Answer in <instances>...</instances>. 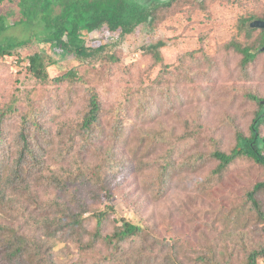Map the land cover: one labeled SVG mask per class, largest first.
I'll list each match as a JSON object with an SVG mask.
<instances>
[{
    "label": "trees",
    "instance_id": "trees-1",
    "mask_svg": "<svg viewBox=\"0 0 264 264\" xmlns=\"http://www.w3.org/2000/svg\"><path fill=\"white\" fill-rule=\"evenodd\" d=\"M181 2L204 7L211 0H0V61L6 56H16L19 66L28 63L27 70L39 83L86 84L78 75V67L115 65L121 61L117 51L149 56L165 73L168 65L164 63L162 49L168 43L160 36L159 24ZM263 18L264 7L261 13L239 14L234 23L227 45L241 55L243 68L264 55V28L250 26L251 21ZM16 25H26L31 34L22 39L4 35L8 27ZM34 26L41 30L33 32ZM52 49L69 54L63 65L73 60L77 65L50 78L48 68L58 64L51 55ZM154 80L160 88L162 79L157 76ZM147 86L140 84L129 90L123 101L111 105L110 112L96 88L87 86V103L78 118L71 125L55 121L60 140L54 159L56 163L59 159L67 164L44 177L43 186L58 194L46 209L39 205L33 209L37 212L36 218L25 209H17V203L6 197L30 191L34 173L43 172L41 152L47 151L48 141L44 135L41 137L39 130L42 111L32 107V103L22 107L16 98L0 108V206L15 214L9 223L0 221V264H25L26 259L33 261L32 264H60L54 249L58 241L70 243L75 255L64 264H259L264 259V98L259 99L254 93L247 92L248 98L257 104L249 134L236 131L235 144L229 152L213 145L206 156L215 160L216 166L207 181L198 182L204 186L240 158L251 161L260 173L244 190L241 202L233 203L223 215L224 227L220 234L223 233L228 243L223 241L219 246L217 239L202 235L193 241H171L161 236L153 225L134 216L127 219L118 211L110 183L114 175L108 174L120 163L114 147L95 143L105 141L104 138L98 140L107 132L104 119L111 122L117 139H121L129 127L130 133L138 128L148 136L147 140L141 139V144L150 141L146 129H151L159 119L161 105L149 108L155 96ZM171 92L174 90L169 86L159 94L175 107L180 96L174 92L171 97ZM11 116H17L20 126L17 138H11L13 143L8 145L2 141L8 138L6 124ZM34 130L39 133L35 135ZM120 162L122 170L127 162L124 159ZM155 162L148 165L146 161L144 166L157 167L153 177L157 196L166 191L171 175L182 163L168 155ZM87 200L97 201L101 207H90ZM21 219L35 226L33 233H21L20 229L12 227ZM249 225L256 226L259 242L252 244L246 239L244 231ZM48 241L51 243L47 244Z\"/></svg>",
    "mask_w": 264,
    "mask_h": 264
},
{
    "label": "rangeland",
    "instance_id": "rangeland-1",
    "mask_svg": "<svg viewBox=\"0 0 264 264\" xmlns=\"http://www.w3.org/2000/svg\"><path fill=\"white\" fill-rule=\"evenodd\" d=\"M263 7L264 0H211L204 7L181 2L159 24L160 36L168 43L162 49L164 63L168 65L165 73L161 71V65L155 64L149 56L138 57L136 52L125 54L117 51L121 61L115 65L106 63L95 68L78 67V75L86 84L39 83L27 70L28 63L19 66L16 56H6L0 61V108L14 98L22 107L32 103V107L42 111L39 130L41 137L44 135L48 141L47 151L41 152L43 172L34 173L30 180L31 190L7 194L6 199L16 202L17 209L27 210L34 218L37 212L33 209L37 205L46 209L50 200L55 199L58 192L42 184L44 177L67 164L59 159L56 163L54 159L55 147L60 140L55 121L60 125H71L78 118L87 103V86L96 88L110 112L113 110L111 105L123 101L129 90L140 84L148 85V91L155 96V102L149 104V108L161 105L159 119L151 129H146L150 141L141 144V139L147 140L148 136L138 128L130 133L129 127L128 132L117 139L111 122L104 119L107 132L98 140L104 138L105 141L95 143L96 146L114 147L116 160L120 163L108 174L110 177L114 175L110 183L118 211L127 219L134 216L153 225L161 236L171 241H193L202 235L217 239L219 246L223 241L228 243L223 233L220 234L224 227L223 215L233 203L241 200L244 190L260 173L251 161L240 158L211 182H206L204 186L198 182L207 181L216 166V161L206 156L213 145L229 152L235 144L236 131L246 136L249 134L257 104L248 98L247 92L256 94L259 99L264 98V55H259L255 62L243 68L241 55L227 45L239 14L249 11L261 13ZM40 30L39 26L33 27L35 33ZM30 34L26 25L11 26L4 32V35L15 39ZM51 55L58 64L48 68L50 78L77 65L74 60L63 65L70 56L59 49H52ZM88 59L93 60L91 57ZM157 76L162 79L160 88L154 80ZM169 86L180 96L175 107L159 94ZM174 92H171V97ZM14 117L11 116L6 124L8 138L2 141L4 144L11 145L10 142H13L10 139H16L19 134L20 124L16 121L17 116ZM38 133L34 130L35 135ZM165 155L182 163V166L171 175L166 191L156 196L153 177L157 167H145L144 163L148 161L150 165L152 161L156 164L155 160ZM123 159L127 163L121 170L120 161ZM32 197L36 198L32 200ZM262 201L264 205V195ZM87 204L101 207L97 201L87 200ZM1 206L0 221L9 223L13 213ZM12 227L29 235L35 228L23 219L16 220ZM244 233L248 242H259L256 226H247ZM39 234L46 239L43 232ZM70 246L66 241H58V245L54 246L60 264L75 257ZM98 246L103 247L101 244ZM24 263L32 264L33 261L26 259ZM259 264H264V259Z\"/></svg>",
    "mask_w": 264,
    "mask_h": 264
},
{
    "label": "water",
    "instance_id": "water-1",
    "mask_svg": "<svg viewBox=\"0 0 264 264\" xmlns=\"http://www.w3.org/2000/svg\"><path fill=\"white\" fill-rule=\"evenodd\" d=\"M251 27H261L264 28V18L263 19H256L250 22ZM264 49V46L262 47Z\"/></svg>",
    "mask_w": 264,
    "mask_h": 264
}]
</instances>
